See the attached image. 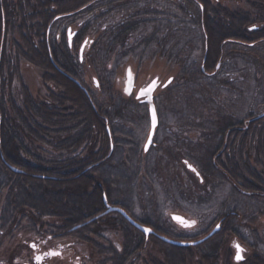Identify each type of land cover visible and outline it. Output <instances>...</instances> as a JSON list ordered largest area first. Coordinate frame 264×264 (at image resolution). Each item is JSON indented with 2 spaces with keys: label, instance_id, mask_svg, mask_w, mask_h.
Returning a JSON list of instances; mask_svg holds the SVG:
<instances>
[{
  "label": "rangeland",
  "instance_id": "rangeland-1",
  "mask_svg": "<svg viewBox=\"0 0 264 264\" xmlns=\"http://www.w3.org/2000/svg\"><path fill=\"white\" fill-rule=\"evenodd\" d=\"M12 2L15 4L17 0L8 1V4ZM212 2L230 10H249L244 0ZM16 13L11 16L7 31L3 73L9 72L10 66L14 71L11 82L9 80V90L5 89L1 101V106L11 119L14 116L13 106L20 110L23 105L22 86L26 88L32 103L49 100V86L42 79L41 70L24 59L16 62L14 57L16 43H20ZM200 15V8L193 0H103L86 10L56 17L49 24L48 41L50 47L57 51L67 45L68 27L84 34L71 47L68 46L75 57L72 61L76 72L74 79L87 90L99 114L107 119L111 134L110 152L101 163L89 166L85 176H91L100 183L109 203L122 207L135 221L151 227L158 234L177 241H194L205 237L223 216L228 213L234 215L233 230L221 237L222 243L213 244L212 248L217 247L216 251L209 250V246L204 244L210 243L220 229L196 245L201 248L200 252L211 259L205 260L199 251L192 249L191 260L180 263H177L179 260H172L174 263H171L170 251L165 249L163 253L149 239H145L143 249L132 252L133 255L121 264H227V251L230 264H239L244 260L247 264H264V199L238 192L213 165V153L222 140L221 135L217 134L218 130L227 127L236 130V133L238 129L245 130L248 145V137L251 138L249 125L253 120L264 117V41L253 45L224 44L219 67L212 74L206 73L201 67L204 37ZM126 17L140 21L137 42L131 49L126 46L106 55L104 48H107L108 38L104 27L112 20ZM257 25L260 27L262 23ZM154 32L159 42L145 45L144 39ZM84 38H94L97 42L101 39V48L97 44L87 46V43L79 60V48ZM163 38H166L164 44ZM93 49H97L96 53L92 52ZM10 61L16 64L11 65ZM128 66L135 74V86L141 87L154 77L160 82L154 96L158 126L154 144L147 151H144L150 125L147 105L137 102L135 92L126 96L122 91ZM93 78L97 85L92 82ZM168 80L167 86H162ZM16 122L23 129L21 139L26 146V151H19L24 159L23 164L35 165L38 161L68 155L55 145L67 143L74 129L66 133L61 131L58 133L60 136H54L50 128L44 131L48 141L42 142L25 132L28 126L37 128L41 125V119L27 116L21 122ZM8 124L11 125V122ZM67 129L69 127H65ZM78 135H81V128L76 132V137ZM194 143H197L196 149L192 147ZM95 146L97 144L92 142L84 143L79 149L81 155H89L97 149ZM182 157L195 167L200 177L186 168L188 164L182 162ZM245 158L248 160L247 155ZM253 159L254 155L249 157L250 162ZM256 168L260 170V167ZM17 169L22 172L16 174L43 180L40 183L43 188H48V181L53 180L51 183L55 186L51 189H64L62 184H71V180L80 175L77 173L64 180ZM0 175L4 176V172H0ZM4 193L5 190L0 191V210L5 202ZM101 208L104 209L103 203ZM107 214L95 220H102L105 215L117 219V214ZM171 214L184 216L194 222V226L186 229L176 224L171 220ZM43 220L46 224L43 230L48 225L62 223L55 216ZM18 221V225L0 228V264H22L18 259L29 250L27 243L39 236L27 227L26 219L20 216ZM115 221V228L99 222L103 238L92 234L88 235L91 241L74 237L64 241L54 238V241L47 243V247L56 248L63 242L61 246H70L83 262L89 257L93 264H110L108 254L98 252H107L112 246L123 256L124 244L126 241L128 243L124 236L132 239L133 244L140 239L133 230L136 228L131 229ZM39 237L43 240L46 236ZM237 243L243 249L241 256L244 258L239 262L234 260Z\"/></svg>",
  "mask_w": 264,
  "mask_h": 264
},
{
  "label": "trees",
  "instance_id": "trees-1",
  "mask_svg": "<svg viewBox=\"0 0 264 264\" xmlns=\"http://www.w3.org/2000/svg\"><path fill=\"white\" fill-rule=\"evenodd\" d=\"M8 1L12 0H0V84L2 85L0 88V172H4V176L0 175V191L5 190L2 195L5 202L0 210V228L18 225V217L21 216L26 219L29 229L37 233L41 230L42 235L53 238L74 237L89 241H91L88 239L89 234L103 238L100 233V221L106 227L115 228V224H117L115 220H117L133 229V226L118 214L117 219L110 216H104L101 218L102 220L94 218L102 211L104 191L100 183L93 177L85 176V171L92 164L101 163L111 150V134L107 131L108 121L99 114L87 90L75 81L76 72H74L72 63L75 57L72 51L67 45H64L63 50L52 49L48 41L49 24L56 17L86 10L103 0H17L15 4L13 2V4H8ZM193 1L201 11L200 27L204 37L201 67L206 73L215 71L216 65L221 59L224 44L233 42L253 45L264 41V0H244L249 9L247 11L230 10L213 3L212 0ZM16 11L19 19L17 27L20 43H16L17 49L13 51L14 57L16 62L19 59H24L41 70V77L49 86V100L40 104L32 103L26 88L22 86L23 105L20 110L13 106L14 116L11 119L10 114L6 113L4 107L1 106V101L5 95V89L9 90V80L14 71L10 66L9 72L3 73L7 31L11 22L10 18ZM257 23H262V26L259 27ZM107 25L103 30L108 38L107 48H104L107 50L106 55L115 53L117 49L126 46H130L131 49L137 42L139 20L126 17L122 20H112ZM83 36L82 31L77 32L74 42ZM157 37L156 32L152 33L144 39L145 45L159 42ZM100 40L97 42L94 38H89L87 46L101 45L102 40ZM60 41L62 42V40ZM164 42H166V38H163L162 43L164 44ZM94 51L96 53L97 49H93L92 52ZM70 62L71 64H68ZM27 116L31 118L34 116L36 120L43 121L37 128L28 126L25 131L34 139L42 142L48 141L47 136H44V131H48L50 128L51 131L53 130L54 136H60L58 133L61 131L66 133L70 129H74L73 133L71 132L69 135L67 143L55 145L60 147L59 150L67 152L68 155L59 159L52 157L53 159L38 161L35 165L23 164L24 159L19 151L25 150L26 146L21 139L23 129L16 121L21 122ZM8 122H11V125ZM65 127H69V129L65 130ZM78 128H81V135L76 137ZM235 131L230 127L218 130L217 134L221 135L222 140L220 146L213 153L214 164H212L223 173L235 190L264 199V117L253 120L249 125L251 138L248 137L250 139L248 145H246L245 130L238 129L237 133ZM87 142L97 144L95 146L97 149L90 152L89 155L82 156L79 149ZM246 155L248 160L245 158ZM253 155V162H250L249 157H253ZM9 165L31 173L65 178L64 180L71 175L74 177L73 175L77 173L80 175L74 180L72 179L71 184H67V182L62 184L66 187L64 189H51L55 186L54 183H51L53 180L48 181L50 184L48 188L46 186L43 188V185L40 186L43 180L16 174L10 170ZM257 166L260 167V170H257ZM203 182L204 180H202ZM57 197V200L54 199ZM50 206L55 207L49 209ZM56 207L58 209L54 211ZM49 216L59 218L62 223L48 225L47 229L43 230L46 225L43 219ZM233 221L232 213L223 216L219 221L220 231L214 235L210 243L204 245L209 246V250L216 251L217 247L216 249L212 248L213 244L222 243L221 237L232 232ZM133 230L140 236V239L133 244L132 239L124 236L128 240L123 248L125 254L116 256L120 264L131 255L128 253L143 249L145 244V236L140 231ZM148 239L163 253L165 249L171 252V263H174L172 260H179L177 263L182 260H191V250L195 249L200 252L201 249L197 246H171L160 241L154 235H150ZM95 246L97 245L95 244ZM108 250L117 252L118 249L110 246ZM199 254H202V258L205 260L211 259L202 252ZM228 257L230 256L227 251L226 262L230 264ZM239 264H247V261L244 260Z\"/></svg>",
  "mask_w": 264,
  "mask_h": 264
},
{
  "label": "water",
  "instance_id": "water-1",
  "mask_svg": "<svg viewBox=\"0 0 264 264\" xmlns=\"http://www.w3.org/2000/svg\"><path fill=\"white\" fill-rule=\"evenodd\" d=\"M70 31H71V29L69 28L68 29L69 44L71 43V38L74 35V33H70ZM86 42L87 41H85L82 44V46L80 47V50H79L80 60L82 59V52H83V49H84V46H85ZM218 67H219V65H217L216 68H218ZM93 80H94L95 85H97L96 80L95 79H93ZM168 83L169 82H167L165 85H167ZM157 86H158V81H157V77H155L149 84H147L146 86L141 87L140 89H138V91L136 93V98L137 99L143 98L144 99L143 101L148 105V112H149V119H150V128H149V133H148L147 140H146V142L144 144V151H147L149 149V147L153 144V138H154V135H155V130H156L157 125H158V118H157V114H156V109H155V105L153 103V94H154V91L156 90ZM134 88H135V74L133 73L132 69L128 66L126 68V70H125V74H124V77H123V88H122L123 94L126 95V96L132 95ZM153 110L155 111V119H153ZM263 115H264V113H263ZM107 131L109 132L108 129H107ZM8 167L15 173H21L22 172L21 170L15 168V167H12L10 165ZM189 168L193 169V167H191V166H189ZM103 200H104V204L106 206V210L101 215L107 214L109 212H117L121 216H123L127 220V222H129L134 228H136L142 234H144L145 237H148L149 235L154 234L161 241H163V242H165L167 244L173 245V246H177V247H188V246L198 245L201 242H203L204 240H206L209 237H211L213 234H215L220 229V225L217 224L205 237H203V238H201L199 240H196V241H177V240H174V239H170V238H168L166 236L159 235V234L155 233L153 231V229H151L150 227L142 225L139 222L135 221L121 207L109 205L107 203V200H106L105 196L103 197ZM175 217H181V218H183L184 221H187L188 223L187 224L181 223L180 221L175 219ZM171 219L174 222H176L178 224H181L183 226L189 225V221L185 217H183L182 215L172 214L171 215ZM217 226H219V227H217ZM146 229H150V231H146ZM240 255H241V253H240ZM236 257H237V248H236V255L234 257V260L236 262H239V261H242L244 259L242 257V259L238 260Z\"/></svg>",
  "mask_w": 264,
  "mask_h": 264
},
{
  "label": "flooded vegetation",
  "instance_id": "flooded-vegetation-1",
  "mask_svg": "<svg viewBox=\"0 0 264 264\" xmlns=\"http://www.w3.org/2000/svg\"><path fill=\"white\" fill-rule=\"evenodd\" d=\"M71 27H68L66 30V34H68V40H69V33H68V29ZM73 31L74 36H75V30ZM72 37V40H74L75 37ZM212 74V73H210ZM153 78H151L147 83H149ZM159 80V79H158ZM146 83V84H147ZM146 84H144V86H146ZM143 85V84H142ZM163 85V84H162ZM137 86V85H136ZM160 86V85H159ZM142 87V86H141ZM136 89H139V87H137ZM137 91V90H135ZM138 103H144L143 99H136ZM193 148H197V143H194V146H192ZM183 163H187L188 161L185 158H181ZM188 167V165L186 166V168ZM188 169V168H187ZM191 173H194L196 175L195 170H190L188 169ZM106 197L105 193L102 196V203H103V207L104 209H102L101 212H99L97 215L94 216V218H99L97 217L98 215H100L101 213L104 212V210L106 209V206L104 204V200L103 197ZM107 199V197H106ZM107 203H109L108 199H107ZM110 204V203H109ZM112 205V204H111ZM108 215V214H107ZM106 216V215H105ZM194 223H190L189 225L185 226L186 229H192V227ZM219 224V223H217ZM35 235H42V231H39V233H35ZM37 237L35 240L33 241H29L27 243L29 250L25 252V254L23 256H20L18 261L21 260L22 264H93V261H91V259L89 257H86L87 259L85 260V262H83L80 258V256L76 255V252L74 250L70 249V246L67 247H62L61 244H64L63 242H60V244H58L59 246H57L56 248H51V247H47V243L49 241H54V238L52 236H46L43 240L40 239V237ZM68 238V237H64L61 238L63 241ZM23 243L25 244L26 241H23ZM52 253H56V255H52ZM99 254H108L109 258L108 261L110 262V264H120V261L117 259L116 256H121L120 251L114 252V251H101L98 252ZM123 254H125L123 252ZM133 255L132 253H128ZM39 256L41 257V259L37 260L36 257ZM22 257V258H21ZM20 264V263H19Z\"/></svg>",
  "mask_w": 264,
  "mask_h": 264
},
{
  "label": "snow or ice",
  "instance_id": "snow-or-ice-1",
  "mask_svg": "<svg viewBox=\"0 0 264 264\" xmlns=\"http://www.w3.org/2000/svg\"><path fill=\"white\" fill-rule=\"evenodd\" d=\"M153 119H155V111L154 110H153ZM175 219H177L178 221H180L181 223H184V224H187L188 223L187 221H184L183 218H181V217H175ZM217 227H219V226H217ZM146 231H150V229H146ZM235 247L237 248V257L236 258L238 260L239 259H242V256L240 255V253L243 252V249L240 247V245L238 243L235 244ZM52 255H56V253H52ZM36 259L39 260V259H41V257L37 256Z\"/></svg>",
  "mask_w": 264,
  "mask_h": 264
}]
</instances>
